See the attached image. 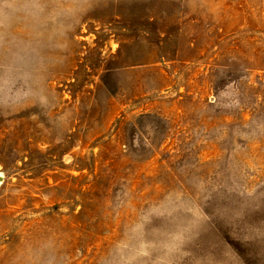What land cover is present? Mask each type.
I'll list each match as a JSON object with an SVG mask.
<instances>
[{
	"label": "rangeland",
	"instance_id": "obj_1",
	"mask_svg": "<svg viewBox=\"0 0 264 264\" xmlns=\"http://www.w3.org/2000/svg\"><path fill=\"white\" fill-rule=\"evenodd\" d=\"M0 8V264H264V0Z\"/></svg>",
	"mask_w": 264,
	"mask_h": 264
},
{
	"label": "clouds",
	"instance_id": "obj_2",
	"mask_svg": "<svg viewBox=\"0 0 264 264\" xmlns=\"http://www.w3.org/2000/svg\"><path fill=\"white\" fill-rule=\"evenodd\" d=\"M28 2V0H15V3L18 6H22L24 4H26ZM4 0H0V4H3ZM4 15L3 9L0 8V17H2ZM7 29V24L5 23V21L3 19H0V40L3 39V35L5 33ZM53 264H55V262L53 261Z\"/></svg>",
	"mask_w": 264,
	"mask_h": 264
}]
</instances>
